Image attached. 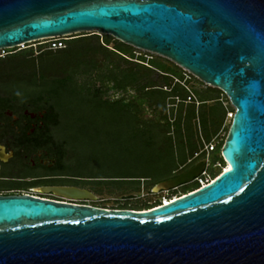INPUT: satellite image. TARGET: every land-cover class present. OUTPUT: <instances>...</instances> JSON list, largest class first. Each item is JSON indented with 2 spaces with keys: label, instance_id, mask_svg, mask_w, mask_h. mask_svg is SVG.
I'll return each mask as SVG.
<instances>
[{
  "label": "water",
  "instance_id": "1",
  "mask_svg": "<svg viewBox=\"0 0 264 264\" xmlns=\"http://www.w3.org/2000/svg\"><path fill=\"white\" fill-rule=\"evenodd\" d=\"M81 33L154 53L218 89L232 108L224 168L141 210L0 194V264H264V0H0V49ZM204 164L151 193L190 183Z\"/></svg>",
  "mask_w": 264,
  "mask_h": 264
},
{
  "label": "trees",
  "instance_id": "2",
  "mask_svg": "<svg viewBox=\"0 0 264 264\" xmlns=\"http://www.w3.org/2000/svg\"><path fill=\"white\" fill-rule=\"evenodd\" d=\"M91 35L97 36L96 34ZM85 37L64 39L65 46L55 50L43 49L42 44H37L36 50L30 46L17 50L16 48L4 49L5 54L1 56L3 60H0L2 64L0 74L7 75L9 78L22 79L30 85L28 93L23 95L20 101H16L18 103L28 102L44 107L50 110L57 119V114L48 96L60 89H67V95L82 96L106 107H117L119 113L127 119L130 128L134 130V136L139 138L145 147L166 144L167 151H163L164 154L159 156L160 167L161 164L167 165L164 172H160V167H156L155 174L101 177L72 171L69 166L67 167L72 175L91 179L86 180L85 183L96 194L101 190L109 193L114 189L122 190V202H115L114 207L110 208L141 210L159 205L158 198L152 202L144 200L140 203H131L129 199L137 195L135 192L139 191L140 181H144L146 192L150 193L153 184L187 168L188 164L196 160L187 162L193 152L201 148L200 139L208 142L217 133L226 112L221 101L215 96L216 101L223 108V113L214 114L207 108L200 113L198 109L199 135H195L192 129L195 103L191 104L193 98L186 101L188 90L196 98L201 90L212 89L218 93L221 92L209 86L199 91L189 87L186 90L184 86L172 79L183 80L184 84L187 82L186 79L193 78V76L184 74L183 77L180 68L168 60L160 57L148 60L143 55H135L131 46L109 35H103L100 43ZM109 39L113 41L110 49L106 47ZM34 51H37L35 55H33ZM7 58L15 60H4ZM153 71L157 73L156 78L150 76ZM107 91L117 94V97H106ZM128 91H132V96L127 98L120 96L122 93L127 94ZM175 98L178 100L176 101ZM224 99L227 101L225 96ZM12 100L9 95L3 93L0 95L1 106L16 103ZM196 101L198 107L207 104V99L198 98ZM143 108L150 109L156 117L145 118ZM227 128L228 126L224 128L223 136L214 149L208 153V156L212 158V163L206 172L211 179L215 176L212 167L215 164L224 165L219 148ZM173 137L180 153L176 162L171 152ZM200 155L199 157H203V154ZM194 187L195 184L190 182L169 190L168 193L181 195L191 191ZM126 190L130 193L123 192Z\"/></svg>",
  "mask_w": 264,
  "mask_h": 264
},
{
  "label": "rangeland",
  "instance_id": "3",
  "mask_svg": "<svg viewBox=\"0 0 264 264\" xmlns=\"http://www.w3.org/2000/svg\"><path fill=\"white\" fill-rule=\"evenodd\" d=\"M96 35L97 36L81 33L64 36V38L68 39L72 37L86 36L85 38H88L91 41L96 40L100 43L103 40L104 34ZM40 42L41 40H37L14 48L17 50L30 46L33 50H36V46ZM112 45L113 41L109 39L106 47L110 49ZM132 49L134 54L143 55L148 60L155 57L163 58L141 49L134 47H132ZM36 53L37 51H34L33 55ZM4 54L5 52L0 51V56ZM4 60L15 59L7 58ZM4 64L6 65V63ZM1 65L2 64L0 63V66ZM180 71L183 77L184 74H189L182 68H180ZM150 76L152 78H156L157 73L153 71ZM186 80L187 82L184 84L187 87L195 88L198 91L199 89H204L207 86L203 83L199 84V80L196 81V78L194 77ZM95 84H97V81H95ZM29 88L30 85L22 79H16L14 77L9 78L7 75L0 74V95H2V93L9 95L14 102L20 101L23 95L28 93ZM132 94V91H128L127 94L122 93L120 96L127 98L128 96H132ZM105 96L111 98L112 92L107 91ZM215 96H217L218 100L221 101L225 110L232 111L231 106L228 101L224 99V95L222 93H218L212 89L199 91V96L197 98L193 97L194 101H191V104L195 103V118L193 120L192 127L195 135H199V124L197 120L198 109L200 113L205 108L214 114H218L219 112L223 113V108L220 107L219 103L215 99ZM48 97L55 113L57 114L58 123L54 129L55 135L58 138L64 139L67 144V165L70 167V170L79 171L86 175L113 177L123 175H146L149 173L155 174L156 167H160L159 156L164 154L163 151H167L166 144L163 143L145 147L141 140L134 136V130L130 128V124L127 119L119 113V109L117 107H106L98 105L95 101H91L90 99L82 96H74L72 94L67 95V89H60L55 93H50ZM198 98L207 99L206 106L200 105L198 107V102L196 101ZM142 111L145 118L156 117L150 109L143 108ZM228 124L229 119L224 117L219 129L217 130L219 137L223 136L224 128L228 126ZM172 142L171 152L176 162L180 156L179 147L176 143H174V137ZM211 163L212 158L211 156H208L207 168H210ZM190 165L191 164H188V166ZM166 167L167 165L161 164L160 172H164ZM222 167H224V165L221 166L219 164H215V166L212 167V171L215 173V176ZM140 182L139 191L137 193L135 192L137 195L129 199L131 203H140L144 200L152 202L154 199H161L162 196L168 198H171L172 196H179L178 193L169 194L168 191L149 194L146 192L147 190L145 189L146 186L144 181ZM121 192L122 190L120 191L117 189H114L111 193L101 190L99 193L95 194L96 201L92 204L108 208L114 207L115 202H122L123 197H121ZM123 192L130 193L128 190Z\"/></svg>",
  "mask_w": 264,
  "mask_h": 264
},
{
  "label": "flooded vegetation",
  "instance_id": "4",
  "mask_svg": "<svg viewBox=\"0 0 264 264\" xmlns=\"http://www.w3.org/2000/svg\"><path fill=\"white\" fill-rule=\"evenodd\" d=\"M114 94L112 98L117 97ZM57 123L55 115L44 107L28 102L0 105V194L21 193L49 201L116 209L93 205L96 193L85 183L91 179L67 170V144L55 135ZM61 186L84 188L95 199H67L47 189Z\"/></svg>",
  "mask_w": 264,
  "mask_h": 264
},
{
  "label": "built area",
  "instance_id": "5",
  "mask_svg": "<svg viewBox=\"0 0 264 264\" xmlns=\"http://www.w3.org/2000/svg\"><path fill=\"white\" fill-rule=\"evenodd\" d=\"M64 39H65L64 36L44 38V39H40L41 42L39 44L43 45V47H42L43 49L55 50V49L63 48L65 46ZM22 45L23 44H20L19 46H22ZM3 50L4 49H0L1 52H3ZM135 55H139V54H135ZM1 56H3V55H1ZM173 81L178 82L179 84L184 86L186 90H188L187 86L183 84V80L178 81L177 79L174 78ZM163 88L165 89V87H163ZM190 98H193V96H192L191 92L188 90V96L186 97V101H189ZM175 100L177 101L178 99L175 98ZM231 115H232V111L226 110L225 117L229 119L231 117ZM220 138L221 137H219L218 134L216 133L208 142H204L202 139H200L201 148H199L196 152H193L192 156L189 159H187V162H191V161L197 159L200 156V154H203V157L205 158V164H204L203 169L199 172L198 175L193 177L191 180V182L195 184V187L192 190H195L198 187L203 186L204 184L208 183L211 180V178H209L207 176V172H206L208 153L214 149L216 143L220 140ZM180 167L181 166H179V168ZM221 170H222V168H221ZM175 197L176 196H172L171 198L161 199V203H165V200H170V199H173Z\"/></svg>",
  "mask_w": 264,
  "mask_h": 264
},
{
  "label": "bare ground",
  "instance_id": "6",
  "mask_svg": "<svg viewBox=\"0 0 264 264\" xmlns=\"http://www.w3.org/2000/svg\"><path fill=\"white\" fill-rule=\"evenodd\" d=\"M225 167H227V164H225Z\"/></svg>",
  "mask_w": 264,
  "mask_h": 264
}]
</instances>
